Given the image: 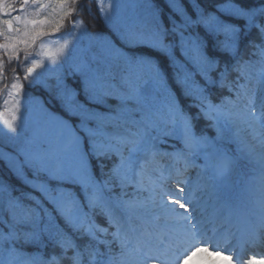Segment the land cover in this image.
Instances as JSON below:
<instances>
[{
	"label": "snow or ice",
	"instance_id": "6c2138e0",
	"mask_svg": "<svg viewBox=\"0 0 264 264\" xmlns=\"http://www.w3.org/2000/svg\"><path fill=\"white\" fill-rule=\"evenodd\" d=\"M96 2L105 23L129 51L103 38L104 60L95 53L72 59L75 35L66 39L55 34L79 10L80 0H0V79L3 57L9 64L18 63L23 53V80L29 87L44 86L64 113L51 112L29 97L42 119L15 155L0 151V161L39 193L12 196L11 188L0 183V213L8 216H0L8 229L0 231V264H184L209 248L227 251L229 261L235 255V264H264V254L246 260L242 245L226 247L232 233L216 238L219 210L227 208L231 216L243 208L250 225L244 242L264 245V2L223 0L214 12L194 4L193 19L180 0H167L181 21L169 16L170 28L153 0ZM72 25L84 27L82 21ZM197 27L203 35L188 31ZM177 36L183 60L176 55ZM216 53L223 56L222 68ZM62 61L68 67L57 74L54 89L44 73L33 75L46 62V72H57L55 66ZM114 66L121 69L119 74ZM69 75L79 78V88L65 82ZM213 87L228 92L219 103L211 98ZM24 89L17 75L10 88H0L5 96L0 129L9 142L23 126ZM181 98L189 102L182 105ZM201 118L212 122L215 137L197 132ZM225 141L237 145L235 154L224 149ZM166 144L173 150H162ZM201 157L202 165L197 163ZM165 158L171 163L163 164ZM106 160L111 161L107 172ZM237 165H253L255 174L243 187L230 188L224 180ZM190 169H197L195 180L187 175ZM153 173H158L155 179ZM129 186L147 190L149 197L125 198ZM117 187L120 195H105L106 189ZM209 200L211 215L206 212ZM139 210L151 220L138 215ZM17 245L37 251H21ZM48 248L52 251L46 253Z\"/></svg>",
	"mask_w": 264,
	"mask_h": 264
},
{
	"label": "rangeland",
	"instance_id": "374dc122",
	"mask_svg": "<svg viewBox=\"0 0 264 264\" xmlns=\"http://www.w3.org/2000/svg\"><path fill=\"white\" fill-rule=\"evenodd\" d=\"M28 11H32V10H28ZM14 15H22V13L17 12V13H14ZM73 35H75L76 39L73 41V44L70 45V47L75 49V51L72 52V59H78L81 56H90L92 53L96 54V56L98 57V60H104L106 58V53H105L104 48H103V38H106V37L91 38L89 36H85L84 29L81 28L79 25H77L75 27V31L68 34L65 38L66 39H72ZM85 37H86V40L84 42L83 40ZM107 39H109V38H107ZM61 42H63V40H61ZM53 47H55L54 44H53ZM72 59H70V63L72 62ZM61 63H63V61ZM58 66L60 67V65H57L55 67L59 71ZM46 67H48V66L45 65V68ZM45 68L39 69V73H44L43 78H44L45 82L47 83V78L56 76L58 71L57 72H46ZM60 68L63 69L64 67L62 66ZM113 71H115V72H117V74H119L121 72V69L114 66ZM54 79L56 80V77ZM78 80H79V78H78ZM75 81L76 80L74 79V82ZM65 82H66V80H65ZM3 98H5V96L3 94H0V102H2ZM31 99L34 101L38 100L36 97H31ZM38 101L41 102L40 99ZM22 104H27V107L21 108V116H22V113L24 111L25 113H27L26 119H30V120H32V122L25 123V120L22 121L23 126L20 129H18L19 137L14 142L7 141L6 138L4 137L3 129H0V141L3 143L5 142L6 146L9 145V147H10V149H5V148H2L0 146V151L12 153L13 155H15V148L16 147H22L21 146L22 143L25 146V138L30 134L29 130L36 125L37 121L42 119L39 111L36 108L32 107L31 103L28 102L27 98H25V97H24V99L22 98ZM94 106H96V105H89V107H94ZM28 111H30V112H28ZM102 111H104V110H102ZM236 147H237V145H236ZM250 166H253V165H250ZM157 175H158V173L152 174L153 177H156ZM33 178L34 177H32V175L29 177V179H33ZM195 178H196V174L193 175V177H191L190 179L195 180ZM244 182L237 184L236 187L237 188L243 187ZM106 191H107V189L105 190V192ZM112 191H116L115 194L117 196L121 194V190L118 187L114 188ZM124 191L127 192V189H125ZM143 195H144V200H146L149 197V193H144ZM131 197L132 196L127 195L125 198H131ZM134 197H138L139 199L143 200V197L141 194H138L137 196H134ZM236 203H237L236 201L233 202V204H236ZM187 264H221V263L217 259H215V260L211 259L209 261L204 260V255H203V253L200 252V253H195L194 255H192L189 258V261Z\"/></svg>",
	"mask_w": 264,
	"mask_h": 264
},
{
	"label": "bare ground",
	"instance_id": "6f19581e",
	"mask_svg": "<svg viewBox=\"0 0 264 264\" xmlns=\"http://www.w3.org/2000/svg\"><path fill=\"white\" fill-rule=\"evenodd\" d=\"M213 211L214 209L212 207V202L208 203L206 208L207 214L211 215ZM137 214L143 216V218L146 220H151V215L144 212V210L139 211ZM218 227L224 228L228 233H232L234 235V238H237L238 234L242 230L248 229L250 225L248 223L247 217L238 211L233 212L232 215L229 216L227 211L219 210L216 229H218ZM209 235H212V233L209 232ZM216 238L219 237L216 235Z\"/></svg>",
	"mask_w": 264,
	"mask_h": 264
},
{
	"label": "trees",
	"instance_id": "16d2710c",
	"mask_svg": "<svg viewBox=\"0 0 264 264\" xmlns=\"http://www.w3.org/2000/svg\"><path fill=\"white\" fill-rule=\"evenodd\" d=\"M156 2H159L163 7V3L161 2V0H155ZM198 4L205 10L207 9H212L214 7L215 4L217 3H222L223 0H197ZM246 3L251 4V5H259L260 3L264 2V0H245ZM165 8V7H164ZM93 17H96V11L92 10V15ZM163 19L165 24L168 23V19L167 17L163 14ZM217 57H219L222 61H223V56L219 53L215 54ZM207 121V125L209 126L210 130H211V137H215L216 133H215V129L213 127H211V122ZM203 125V124H202ZM206 126V127H208ZM226 142V141H225ZM222 144L224 145V142H222Z\"/></svg>",
	"mask_w": 264,
	"mask_h": 264
}]
</instances>
